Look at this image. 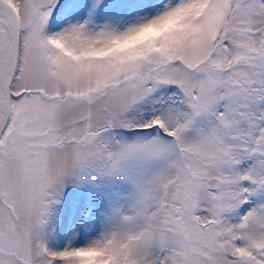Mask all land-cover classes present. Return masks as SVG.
I'll return each instance as SVG.
<instances>
[{
	"label": "snow or ice",
	"instance_id": "6c2138e0",
	"mask_svg": "<svg viewBox=\"0 0 264 264\" xmlns=\"http://www.w3.org/2000/svg\"><path fill=\"white\" fill-rule=\"evenodd\" d=\"M0 264H264V0H0Z\"/></svg>",
	"mask_w": 264,
	"mask_h": 264
}]
</instances>
